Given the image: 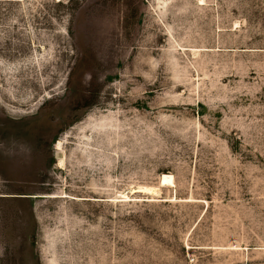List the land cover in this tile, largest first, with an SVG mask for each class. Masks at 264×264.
Segmentation results:
<instances>
[{
    "label": "rangeland",
    "instance_id": "374dc122",
    "mask_svg": "<svg viewBox=\"0 0 264 264\" xmlns=\"http://www.w3.org/2000/svg\"><path fill=\"white\" fill-rule=\"evenodd\" d=\"M203 1L0 0V264H264V0Z\"/></svg>",
    "mask_w": 264,
    "mask_h": 264
},
{
    "label": "bare ground",
    "instance_id": "6f19581e",
    "mask_svg": "<svg viewBox=\"0 0 264 264\" xmlns=\"http://www.w3.org/2000/svg\"><path fill=\"white\" fill-rule=\"evenodd\" d=\"M203 1V0H202ZM205 1H203L202 3H204ZM62 141L60 140L57 144V149L58 150H63L62 149ZM64 155L62 154L61 157H60V161H59V165H62V164H65V158H63ZM160 184H172L175 186L176 184V178H175V175L172 174V173H163L160 177ZM159 185V184H158ZM158 185H139L138 187H133L132 189H130L131 191L129 192H124L121 197L119 198H125V199H137V198H155L157 195L156 193H158L160 191L159 189V186ZM167 188V187H166ZM172 188V187H171ZM138 190H141V191H145V192H148L147 195L149 196H137L135 193V191H138ZM133 192V193H131ZM157 199V198H156ZM162 199V198H161ZM171 199V198H170ZM142 200V199H141ZM177 200V198H176ZM133 201V200H132Z\"/></svg>",
    "mask_w": 264,
    "mask_h": 264
}]
</instances>
